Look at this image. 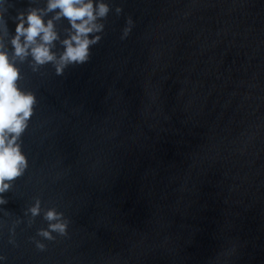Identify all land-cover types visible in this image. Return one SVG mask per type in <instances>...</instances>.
<instances>
[{"label":"water","instance_id":"1","mask_svg":"<svg viewBox=\"0 0 264 264\" xmlns=\"http://www.w3.org/2000/svg\"><path fill=\"white\" fill-rule=\"evenodd\" d=\"M0 264H264V0H0Z\"/></svg>","mask_w":264,"mask_h":264}]
</instances>
